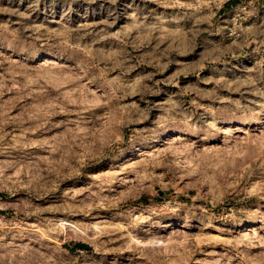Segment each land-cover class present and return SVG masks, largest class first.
Segmentation results:
<instances>
[{
  "label": "rangeland",
  "instance_id": "1",
  "mask_svg": "<svg viewBox=\"0 0 264 264\" xmlns=\"http://www.w3.org/2000/svg\"><path fill=\"white\" fill-rule=\"evenodd\" d=\"M0 264H264V0H0Z\"/></svg>",
  "mask_w": 264,
  "mask_h": 264
},
{
  "label": "bare ground",
  "instance_id": "2",
  "mask_svg": "<svg viewBox=\"0 0 264 264\" xmlns=\"http://www.w3.org/2000/svg\"><path fill=\"white\" fill-rule=\"evenodd\" d=\"M47 60H48V59H45L44 61H47ZM158 142H159V141H158ZM80 232H81V231H80ZM82 232H83V233H85V231H84V230H83Z\"/></svg>",
  "mask_w": 264,
  "mask_h": 264
}]
</instances>
